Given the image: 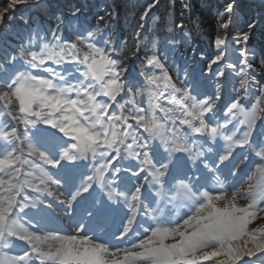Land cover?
Listing matches in <instances>:
<instances>
[{"label": "snow or ice", "instance_id": "1", "mask_svg": "<svg viewBox=\"0 0 264 264\" xmlns=\"http://www.w3.org/2000/svg\"><path fill=\"white\" fill-rule=\"evenodd\" d=\"M159 3L129 22L131 62L120 0L87 26L79 6L0 4V264H264V14L224 0L189 70L193 30ZM145 21L166 31L141 48Z\"/></svg>", "mask_w": 264, "mask_h": 264}, {"label": "trees", "instance_id": "2", "mask_svg": "<svg viewBox=\"0 0 264 264\" xmlns=\"http://www.w3.org/2000/svg\"><path fill=\"white\" fill-rule=\"evenodd\" d=\"M1 2L2 0H0V3ZM53 2L61 11H65L66 9L73 6L81 7L82 15L80 18V22L84 26H87L88 24L93 23L97 12H103L105 7L114 5L115 0H53ZM146 2H148V0H120L122 7L121 9H118L119 16L116 18L117 22L112 23V30L113 32L122 31L124 33V54L127 57L125 62H131V53L134 50L132 46L134 44L140 43L139 38L137 40V37L135 36L134 27L129 26V22L135 19L138 8L144 5ZM186 2H188V0H175V4L170 7V5H172V0H160V3L157 4L156 8L152 9V12H156L157 16H162L164 18V24H167L168 14L170 12H173V9L174 15L179 16L181 12L184 13L181 19L185 21V30L191 28L193 30V37L187 45L179 46L180 55L177 57V59L188 61L191 56H189L188 59H186V57L190 54V52H188V50L190 49L191 51H194L197 50L199 46V55H201V52H204L206 54L213 50L210 39L215 35V16L213 12L210 11V7L201 6L202 0H191L194 5L193 12L195 14V17L198 18L199 22L201 23L202 31L200 34H197L195 32V23L197 21L195 19H189L192 14L182 7V5ZM132 5H136L137 8H132ZM22 11L28 12V9ZM152 12H149V16H152ZM68 14L70 15V13ZM106 20H108L107 17ZM47 22L53 23L52 20H47ZM145 25L149 28V34L144 39L143 43L140 44L141 48H143L144 45L150 44L153 39H157L161 33L166 31V28L164 27V25H161L160 21H157L156 25H152L150 21H145ZM157 26H159V31L157 30ZM143 35L144 33L141 32V36ZM159 42L160 41H158V43ZM259 42L260 41H258V43Z\"/></svg>", "mask_w": 264, "mask_h": 264}, {"label": "rangeland", "instance_id": "3", "mask_svg": "<svg viewBox=\"0 0 264 264\" xmlns=\"http://www.w3.org/2000/svg\"><path fill=\"white\" fill-rule=\"evenodd\" d=\"M223 2H224V0H202L201 6L210 7V11H212L214 16H216L218 7ZM240 2H241V23L244 22L245 18L250 19L252 17H255V18L259 19L260 15L264 14V2H262V0H240ZM2 3H4V0H2V2L0 4H2ZM20 8H21V10H27L26 6H23V5L20 6ZM215 34H216V32H215ZM260 39H261V37L258 34L257 35V42L260 41ZM137 40H138V38H137ZM199 48L200 47L198 46L197 50H194V51H191V49L188 50V52H190V54L186 57V59H188L189 56H191L189 59L192 62L189 65V67H190L189 70H191L192 68H196L197 70L202 68L203 67L202 63H204V61L207 60V58H208L207 55L201 56L198 54ZM225 55H227V54H225ZM118 99H119V97H118ZM137 100L143 101V106L147 109V106H148L147 93H142L140 96L137 97ZM249 100H250V98H249ZM250 102H251V100H250ZM125 111H127V108L125 109ZM157 115H162V114L159 113L157 110ZM131 122L133 124H135V121H131ZM118 162L119 161H117V163ZM50 171H52L53 173L57 172V170H55V169H53V170L50 169ZM84 175H87V173L83 172V175H81L80 179H83ZM0 176H3V173H0ZM20 178L21 179L24 178L23 174L21 175ZM51 188L55 192V186L52 185ZM245 188H246V186H245ZM26 190L28 192H31L30 189H26ZM18 199H19V197H18ZM49 199H52V198L49 197ZM240 203L243 205L245 203V201L241 200ZM29 211L31 212L32 210H29ZM180 214L182 215V212ZM32 215H33V218L40 220L47 227H50V228L60 229L62 227H65V228L71 227V225L68 224L67 220H65L64 224L62 225L60 223V221L55 217V215L48 212V211L32 212ZM3 255H4L3 253H0V256H3ZM208 264H212V262H208Z\"/></svg>", "mask_w": 264, "mask_h": 264}, {"label": "bare ground", "instance_id": "4", "mask_svg": "<svg viewBox=\"0 0 264 264\" xmlns=\"http://www.w3.org/2000/svg\"><path fill=\"white\" fill-rule=\"evenodd\" d=\"M225 59L227 60L228 59V55H225ZM221 63H223V61L221 62ZM215 65H213V68L215 69Z\"/></svg>", "mask_w": 264, "mask_h": 264}]
</instances>
